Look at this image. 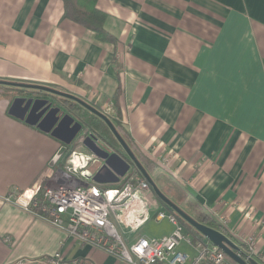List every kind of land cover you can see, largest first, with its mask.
Masks as SVG:
<instances>
[{
  "label": "crops",
  "instance_id": "0c3cea01",
  "mask_svg": "<svg viewBox=\"0 0 264 264\" xmlns=\"http://www.w3.org/2000/svg\"><path fill=\"white\" fill-rule=\"evenodd\" d=\"M96 7L115 43L63 19L62 0H0V82L109 108V120L159 167L172 203L209 216L229 240L255 238L264 253V0H97ZM30 98L91 114L58 95L0 85V264H47L57 252L77 264H124L4 201L38 185H87L66 172L81 156L91 157L82 172L97 186L117 187L123 177L121 163L99 160L77 140L50 166L65 145L9 114L15 99ZM100 121L103 137L122 151ZM142 203L141 222L130 212L110 216L128 244L174 229L158 219L169 211L152 189ZM179 250L196 255L185 242Z\"/></svg>",
  "mask_w": 264,
  "mask_h": 264
},
{
  "label": "built area",
  "instance_id": "2783aa9c",
  "mask_svg": "<svg viewBox=\"0 0 264 264\" xmlns=\"http://www.w3.org/2000/svg\"><path fill=\"white\" fill-rule=\"evenodd\" d=\"M106 117L110 116L109 108L100 111ZM79 121V120H78ZM82 129L76 140L81 144L90 140L109 155L119 156L128 166V170L120 179L117 187L97 186L92 178L84 176L82 170L90 162L91 157H79L66 166V172L72 176L84 179L85 186L70 188L67 186L42 187L35 186L27 195L12 192L4 197V201L21 207L34 217H37L53 227L65 232L78 245L89 246L115 257L124 264H231L224 253L210 244L204 237L192 238L184 234L183 224L174 213L159 212L158 219H166L173 225L172 233L161 239L139 238L128 244L120 235L112 213L130 212L134 217L133 223L139 221L144 211L143 197L151 192V187L137 168L127 158L126 154L114 148L103 135L92 128H87L85 122L79 121ZM166 164V159L163 164ZM141 204L135 207L134 204ZM137 217V218H136ZM220 225L225 224L223 217H218ZM141 222V221H139ZM6 243L9 239L4 240ZM239 251V256L246 264L250 260L261 257L264 253L258 251L256 239L252 237L231 240ZM193 245L196 255L188 256L179 250L181 243ZM47 264H77L67 262L60 252L46 258ZM16 264H22L18 262ZM236 264V263H235Z\"/></svg>",
  "mask_w": 264,
  "mask_h": 264
},
{
  "label": "water",
  "instance_id": "95a60500",
  "mask_svg": "<svg viewBox=\"0 0 264 264\" xmlns=\"http://www.w3.org/2000/svg\"><path fill=\"white\" fill-rule=\"evenodd\" d=\"M0 85L19 87L28 90H34L37 91L38 93L42 92V93L54 94L64 97L65 99L72 100L77 104L81 105L91 114L102 120L113 134L114 138L118 142L123 152L126 154L127 158L131 161V163L137 168L140 174L149 183L155 196L169 210H171L174 214H176L186 224L190 225L210 244L219 248L229 260L233 261L236 264H246L239 256L236 255V252L239 251V248L231 240H229L221 232L214 230L210 227H207L203 224H200L198 222H195L191 217H189L185 212H183L178 206L172 203L157 189V187L154 185L151 178L142 168L141 164L138 162L134 154L130 151L124 140L117 133L112 122L103 113L85 104L84 102L74 98L73 96L62 94L60 92L54 91L46 87L21 85V84L7 83V82H0ZM9 114L21 121H24L26 124H29L33 127L40 129L42 132L46 134H50L52 137L56 138L62 144L65 145L58 150L50 166H54V164L66 151V147L70 146L76 140V137L82 128V124L79 121H76L69 114L64 113V111H62L61 108L54 107V105L48 100L34 99V98L15 99L10 107ZM81 146L84 147L88 152H90L96 158L104 161L105 163H109L110 161L113 160L121 163L123 166V171L120 176H123L125 172L128 170L127 164L119 156L109 155L107 152L97 147L90 140H84L81 143ZM250 264H258V263L254 260H250Z\"/></svg>",
  "mask_w": 264,
  "mask_h": 264
},
{
  "label": "trees",
  "instance_id": "16d2710c",
  "mask_svg": "<svg viewBox=\"0 0 264 264\" xmlns=\"http://www.w3.org/2000/svg\"><path fill=\"white\" fill-rule=\"evenodd\" d=\"M62 2H63V15H62L63 19L70 20V21L80 25L84 29H87V30L94 32L96 39L101 41V42L115 43V39L104 30L103 25H104V22L106 19V15L97 9V7H96L97 0H62ZM118 94H119V91L116 92V96ZM85 117L88 120V122L91 123L92 125L100 127V125L102 124V122L97 117L93 116L92 114L88 113V114H86ZM111 122H112L113 126L115 127L117 133L124 140V142L126 143L128 148L130 149V151L134 154V156L136 157L138 162L141 164L142 168L145 170L147 175L151 178L154 185L167 198L168 183H167L165 177L159 175V172H158L159 167L157 166V164L154 161L150 160L147 156L142 154L135 147L133 142L129 139L127 134L122 130L121 126L118 123L113 122V121H111ZM164 207L170 213H173L165 205H164ZM190 207L194 208V209L198 208V206L196 204H194V205L192 204V205H190ZM186 214L189 217H191L195 222H198V223L203 224L207 227H210L214 230L222 232L221 231L222 227L215 224V222H213L209 218V216L202 214V213H200V214L196 213L194 215H190L188 213H186ZM177 218L179 219V221L183 225L184 224L187 225L178 216H177ZM190 230H191V232H193V234L196 237L201 238V235L196 230H194L192 228H190ZM228 261L231 264H235L233 261H231L229 259H228ZM255 261L258 264H264V261L262 260L261 257H257V259H255ZM202 264H211V263L204 261Z\"/></svg>",
  "mask_w": 264,
  "mask_h": 264
},
{
  "label": "rangeland",
  "instance_id": "374dc122",
  "mask_svg": "<svg viewBox=\"0 0 264 264\" xmlns=\"http://www.w3.org/2000/svg\"><path fill=\"white\" fill-rule=\"evenodd\" d=\"M71 113L74 114L75 116H77L78 119H79V121H83V122H85V126H86L87 128L95 129L96 131L102 133L103 136H105V135L103 134V132L101 131V129L98 128V127L95 126V125L90 124V123L88 122V120L86 119L85 116H82V115H81L79 112H77V111H72V110H71ZM103 126H104L103 128H105L106 131L109 132V134H110V136L113 138V140H114L116 143H118V142L116 141V139L114 138L113 134L111 133V131L109 130V128H108L105 124H103ZM103 128H102V129H103ZM74 142H75V141H74ZM74 142L70 145V147L73 148V149L75 150V148H78V147L75 145ZM187 225H188V224H187ZM188 227L192 228L190 225H188ZM192 229H193V228H192Z\"/></svg>",
  "mask_w": 264,
  "mask_h": 264
},
{
  "label": "flooded vegetation",
  "instance_id": "af4514ba",
  "mask_svg": "<svg viewBox=\"0 0 264 264\" xmlns=\"http://www.w3.org/2000/svg\"><path fill=\"white\" fill-rule=\"evenodd\" d=\"M68 114H69L72 118H74L76 121L79 120L77 116H75L74 114L71 113V111H69ZM81 129H82V128H81ZM80 131H81V130H80ZM76 138H77V137H76Z\"/></svg>",
  "mask_w": 264,
  "mask_h": 264
}]
</instances>
